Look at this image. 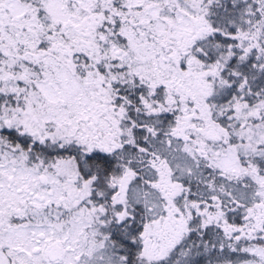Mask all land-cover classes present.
Returning a JSON list of instances; mask_svg holds the SVG:
<instances>
[{"label":"snow or ice","instance_id":"6c2138e0","mask_svg":"<svg viewBox=\"0 0 264 264\" xmlns=\"http://www.w3.org/2000/svg\"><path fill=\"white\" fill-rule=\"evenodd\" d=\"M0 264H264V0H0Z\"/></svg>","mask_w":264,"mask_h":264}]
</instances>
